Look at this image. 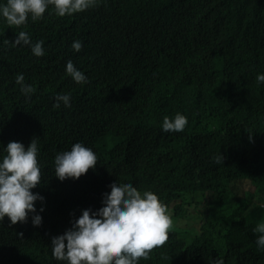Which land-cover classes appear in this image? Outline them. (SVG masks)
<instances>
[{"label": "trees", "instance_id": "16d2710c", "mask_svg": "<svg viewBox=\"0 0 264 264\" xmlns=\"http://www.w3.org/2000/svg\"><path fill=\"white\" fill-rule=\"evenodd\" d=\"M88 13L30 21L44 55L14 45L0 18V149L36 137L42 222L0 223V264H53L50 236L105 183L134 179L175 205L168 239L139 264H264L253 229L264 222V0H97ZM188 19V27L177 24ZM207 28L213 33L199 30ZM94 38H97L95 42ZM5 40L8 43H3ZM83 42L80 51L71 47ZM29 49V50H28ZM87 76L75 84L66 61ZM32 85L26 101L16 74ZM72 107H54L56 93ZM56 94V95H57ZM54 97V98H53ZM187 117L183 131H160L163 116ZM100 151V166L79 181L58 179L54 156L71 136ZM219 160V162H218ZM254 186V190L240 183ZM198 218L200 230L183 222ZM31 218V214H29ZM22 234L20 235V233Z\"/></svg>", "mask_w": 264, "mask_h": 264}, {"label": "clouds", "instance_id": "9594fccd", "mask_svg": "<svg viewBox=\"0 0 264 264\" xmlns=\"http://www.w3.org/2000/svg\"><path fill=\"white\" fill-rule=\"evenodd\" d=\"M96 3L97 0H0V18L13 26L14 45L22 44L30 48L32 55L43 56V41L30 37L28 23L41 19L43 14L58 18L82 15ZM71 47L78 52L83 42L74 40ZM65 72L75 84L87 82L86 74L70 59L66 61ZM255 79L264 83V73H257ZM15 84L20 86L23 98L30 101L34 88L24 82L23 73L16 74ZM56 94L54 107L61 103L69 108L75 103L69 92ZM187 122L186 115L176 112L163 116L159 129L175 135L184 130ZM3 142L0 149V223L16 228L26 227L24 224L28 223L39 225L43 205L37 210L35 202L44 198L32 189L40 183L37 156L44 146L36 137L24 140L15 136ZM100 159L99 149L87 137L71 136L57 148L55 176L61 181L65 178L79 181L99 168ZM174 205L160 192L141 191L134 179H111L105 183L98 200L81 204L66 225L50 236L47 246L50 261L53 264H139L140 258H147L151 249L168 239L172 225V213L168 208L173 210ZM183 222L189 230H200L198 218L188 217ZM253 231L259 233L255 240L257 248L264 249V222L258 223ZM209 264H223V260L212 258Z\"/></svg>", "mask_w": 264, "mask_h": 264}, {"label": "rangeland", "instance_id": "374dc122", "mask_svg": "<svg viewBox=\"0 0 264 264\" xmlns=\"http://www.w3.org/2000/svg\"><path fill=\"white\" fill-rule=\"evenodd\" d=\"M149 1H152V0H149ZM181 26H184V27L187 28V27H188V19H183L182 22H181L180 24H177V26H176V30H177V29H180ZM199 30H201L202 32H205V33H212V32L210 31V29H207V28H204V27L200 28ZM212 34H213V33H212ZM94 40H95V42H96V41H97V38H94ZM244 187H247L248 189L254 190V186L251 185L250 182H248V183H245V182L242 183V182H241V183H240V189L243 190ZM190 223H191V221H190Z\"/></svg>", "mask_w": 264, "mask_h": 264}]
</instances>
